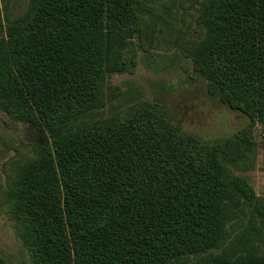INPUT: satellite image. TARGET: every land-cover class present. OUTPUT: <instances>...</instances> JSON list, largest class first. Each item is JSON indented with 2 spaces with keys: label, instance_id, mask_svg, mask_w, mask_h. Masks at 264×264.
Here are the masks:
<instances>
[{
  "label": "trees",
  "instance_id": "16d2710c",
  "mask_svg": "<svg viewBox=\"0 0 264 264\" xmlns=\"http://www.w3.org/2000/svg\"><path fill=\"white\" fill-rule=\"evenodd\" d=\"M165 30L197 34L207 95L248 128L201 140L145 100L87 121L114 94L107 76ZM0 32V110L47 136L13 192L32 264H177L223 244L234 200L264 214L237 175L253 166L254 117L264 125V0H28ZM237 247L195 264H264Z\"/></svg>",
  "mask_w": 264,
  "mask_h": 264
},
{
  "label": "rangeland",
  "instance_id": "374dc122",
  "mask_svg": "<svg viewBox=\"0 0 264 264\" xmlns=\"http://www.w3.org/2000/svg\"><path fill=\"white\" fill-rule=\"evenodd\" d=\"M27 3L28 0H0L2 24H5V15H21ZM196 38L197 34L183 36L165 30L155 35L153 46H133L134 64L126 66L123 73L107 76L105 85L113 88L114 94L108 93L103 105L93 110L87 121L124 114L145 100L162 104L185 132L201 140L230 137L248 128L250 120L246 115L207 95L206 83L198 76L189 51V43ZM254 118L256 122L248 132L254 145L251 148L253 166L237 175L247 180L256 203L264 208V125ZM46 140L45 132L39 127L14 122L0 110V258L5 264H32L31 252L13 215V192L21 170L33 157L34 150L42 147ZM233 203L235 212L226 225L223 244L177 264H195L233 245H238L236 256L246 253L264 256V214L245 201L234 200Z\"/></svg>",
  "mask_w": 264,
  "mask_h": 264
}]
</instances>
